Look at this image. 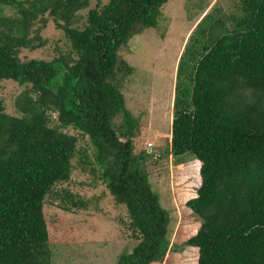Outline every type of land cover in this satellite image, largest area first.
Listing matches in <instances>:
<instances>
[{"label":"trees","instance_id":"obj_1","mask_svg":"<svg viewBox=\"0 0 264 264\" xmlns=\"http://www.w3.org/2000/svg\"><path fill=\"white\" fill-rule=\"evenodd\" d=\"M167 2L0 0V82L25 87L16 115L0 102V264H52L44 204L70 179L78 138L69 130L93 148L79 160L82 171L127 212L136 245L116 264L162 263L170 217L144 171L148 155L135 153L137 121L121 92L133 69L118 52L157 26ZM241 5L232 31L220 19L204 29L202 20L176 72L166 152L177 166L197 160L200 186L186 207L200 226L185 242L197 264H264V0ZM49 18L68 53L21 60L22 49L43 46Z\"/></svg>","mask_w":264,"mask_h":264},{"label":"rangeland","instance_id":"obj_2","mask_svg":"<svg viewBox=\"0 0 264 264\" xmlns=\"http://www.w3.org/2000/svg\"><path fill=\"white\" fill-rule=\"evenodd\" d=\"M241 4L242 0H168L161 9L157 26L134 35L118 52V58L133 69L121 84V92L126 108L137 121L135 153L148 155L144 171L161 207L170 217L169 250L162 263L152 264H197V249L185 244L200 226L198 218L186 207V202L196 196L200 186L196 162H186L189 157H184L180 159L184 165L177 166L166 152L170 145L176 72L188 42V48L190 46L189 39L201 37L199 24L202 20L208 17L204 29L213 20L220 19L225 22L226 29L232 31L243 12ZM93 7L94 1L90 5ZM87 11L80 13L82 17ZM37 26L41 25L38 23L34 28ZM39 37L43 46L33 51L22 49L21 60L50 61L68 53L62 31L50 18ZM24 90L25 87L13 81L0 82V102L7 114L16 115L14 103ZM52 120L56 122L55 114ZM68 133L78 138L70 179L56 184L44 204L51 262L116 264L121 253H130L136 245L127 212L123 206L114 203L101 182L82 171L80 158L92 157L89 140L72 130ZM78 200L83 206L72 207L71 202ZM61 206H67L70 211H63Z\"/></svg>","mask_w":264,"mask_h":264},{"label":"crops","instance_id":"obj_3","mask_svg":"<svg viewBox=\"0 0 264 264\" xmlns=\"http://www.w3.org/2000/svg\"><path fill=\"white\" fill-rule=\"evenodd\" d=\"M194 161H197V160H194ZM198 163H199V167H200V162L198 161ZM181 165H184V164H181ZM178 166H180V165H178Z\"/></svg>","mask_w":264,"mask_h":264}]
</instances>
